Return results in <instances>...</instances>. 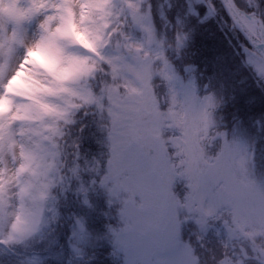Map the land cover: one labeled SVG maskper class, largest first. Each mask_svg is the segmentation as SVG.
Wrapping results in <instances>:
<instances>
[{"label": "snow or ice", "instance_id": "snow-or-ice-1", "mask_svg": "<svg viewBox=\"0 0 264 264\" xmlns=\"http://www.w3.org/2000/svg\"><path fill=\"white\" fill-rule=\"evenodd\" d=\"M221 3L251 42L247 63L264 79V0H244L245 8L237 0ZM47 8L33 0L32 10L8 17L11 36L0 30V264H9L7 254L40 231L50 190L71 177L81 191L87 177L107 190L109 203H120L121 226L112 233L126 264H264V184L248 180L255 153L227 133L217 136L218 151L207 153L215 94H201L194 78L185 84L177 75L150 23L151 4L146 14L136 5L121 14L110 0H82L77 13L66 0L54 30L40 25V61H32L54 83L29 78L21 88L15 76L4 82L27 26ZM190 8L199 15L197 0ZM97 13L127 17L132 31L96 23ZM186 39L176 27L178 49ZM33 54L29 49L25 61ZM98 63L106 71L94 79ZM192 70L185 65L184 73ZM176 83L186 90L183 104ZM85 142L97 151L85 150ZM185 221L193 225L188 240L181 236ZM217 229L219 251L207 246Z\"/></svg>", "mask_w": 264, "mask_h": 264}, {"label": "trees", "instance_id": "trees-1", "mask_svg": "<svg viewBox=\"0 0 264 264\" xmlns=\"http://www.w3.org/2000/svg\"><path fill=\"white\" fill-rule=\"evenodd\" d=\"M211 3L215 4L214 0L208 4ZM150 4L155 27L159 33L167 35L166 40L170 44L171 57L175 64L182 72L185 65H191V72H195L199 87L205 89V92L213 90L222 97L218 113L225 127L228 128L230 123H237V128L239 125L248 128L252 134L248 137L256 150L258 165L264 171V79L256 82L251 78V74L246 72L243 77L249 80L244 81L240 87L231 85L230 77L235 76L232 62L241 63V55L225 41L229 25L227 22H231L227 14L223 15L227 22L215 21L210 15L204 16L205 7L199 3V15H196L190 8L189 0H151ZM178 20L180 23L177 26ZM176 27L178 33L187 37L183 49H178L173 40ZM223 39L226 45L222 44ZM241 39L243 40L242 37ZM216 74L229 83V97L223 95L224 91L221 92L214 80ZM255 133L262 138L261 146H258L255 140ZM84 149L95 153L97 145L94 142H85ZM85 179L88 185L86 191L79 192L80 182L75 185L72 182L70 190L60 202L57 221L45 233L43 240L36 244L38 251L43 254L46 252L41 264H124L112 240V230L121 226L112 214L114 209L110 208L102 187L99 184L92 186L91 181L87 177ZM109 211L111 214H108ZM81 219L85 222L87 237L82 239V245H78L74 229ZM192 228L193 225H188L186 238L190 237ZM191 240L196 243L195 236H191ZM207 241L217 250L215 237L209 235ZM14 260L16 259L13 257V262Z\"/></svg>", "mask_w": 264, "mask_h": 264}, {"label": "clouds", "instance_id": "clouds-1", "mask_svg": "<svg viewBox=\"0 0 264 264\" xmlns=\"http://www.w3.org/2000/svg\"><path fill=\"white\" fill-rule=\"evenodd\" d=\"M44 3L48 5L47 11L40 14L33 19V22L27 26V31L24 37L23 45L18 48L12 62L9 71L4 75L3 81L6 82L7 78L15 76L14 85L16 87L27 88L28 79L32 78L37 81L38 84L47 85L49 83H54L53 76L48 71H42L39 68L33 69L32 61H36L39 64L40 57L36 52V43L41 35L40 25L46 22L50 24L52 30L56 28L59 24V13L56 11L58 8H62L66 0H43ZM82 0H72L73 9L79 13L80 4ZM148 0H110V6H116L120 9L121 14L128 11L129 5L138 6L145 14L147 11ZM33 8V0H4L3 4H0V30H2L6 35L11 36L12 25L8 22V17H15L20 10L30 11ZM52 17L50 21H46L47 17ZM95 22L108 27L110 24H114L117 31L127 30L132 31L131 21L123 15L118 18H113L112 20L105 19L104 16L97 13L94 17ZM161 40H165L167 35L164 33H158ZM31 49L34 53L29 55L27 61H25V54ZM72 51H79L83 54V49H71ZM23 62V64H22ZM91 62V61H90ZM20 69V71H17ZM33 71L39 72V75L32 76ZM106 71V66L102 64H97L96 71L94 73V79L99 78ZM3 93L2 85H0V95ZM14 100L23 104L25 107H31L32 101L25 99L23 97H13ZM5 167L10 168L11 165L7 164ZM214 223H217L219 227L223 228V222L219 218H216Z\"/></svg>", "mask_w": 264, "mask_h": 264}, {"label": "rangeland", "instance_id": "rangeland-1", "mask_svg": "<svg viewBox=\"0 0 264 264\" xmlns=\"http://www.w3.org/2000/svg\"><path fill=\"white\" fill-rule=\"evenodd\" d=\"M209 1H212V0H207V3H203L202 0H197V4L200 3V5L205 7L204 10H203L204 16L208 17L210 15L212 17V19L215 20V21L225 20L223 15H224V13H227V11H226L224 5L221 3V0H214V2H215V10H212L210 8V5L212 3L208 4ZM189 2L191 4L192 0H189ZM237 3L240 5L241 8H245L246 7V5L244 3V0H237ZM229 19H230V17H229ZM149 20H150V23L152 24L151 16L149 17ZM225 22H227V21L225 20ZM227 23H229V25L227 26V35L225 36V39H226L225 41H226V43L228 44L229 47L235 48L238 51L237 54L241 55V63L238 64V61L237 62L236 61H234V62L231 61L232 62V67L234 68V69L232 68V70H234L233 74L235 73V76H231L230 77L231 85L234 86V87H235V85H237V87H240L241 84H243L244 81L249 80V78L247 79V78L243 77V75H245L246 72L250 73L251 74L250 75L251 78L253 80H255L256 82L260 81L262 78L258 75L257 71L254 69V67L250 66L247 63V51L246 50L250 49L252 47V45L245 39L243 34L234 25H232V22L228 21ZM228 31H230V32H228ZM239 34L243 38V40L241 39ZM244 41L246 43H248V44H246ZM226 43L224 44V39H223L222 44L226 45ZM239 65H241V66H239ZM242 71H243V73H242ZM191 78H194V77L191 76ZM214 80L219 85L218 87L221 89V92L224 91L226 93L225 94L223 92V95L225 97H229V93H228L229 83H226L225 79H223L222 77H220L217 74H216V79H214ZM183 82L186 84L187 80H184ZM175 90H176L177 96L179 98L180 104H183L184 101H185V92H186V90L181 86L180 83H176L175 84ZM229 100H230V98H229ZM236 124L237 123H235V125ZM223 132L227 133L230 138H234V139H237V140L241 141L246 147H248V145H249L248 144L249 140H247L246 138L249 139L252 136V134L249 132L247 127L239 125V127L237 129H234L231 123L228 125V128L226 126L223 129ZM248 136H250V137H248ZM254 137H255V140H256V142H257V144L259 146L260 142L262 140L261 136H259L258 133H255ZM263 144H264V142H263ZM217 151H218V149H217ZM248 180L253 181V182H255L258 185L259 184H264V176L260 175L259 173L257 174L255 172V169L254 170H249ZM241 181H242V185L247 183V181L243 180V175L241 176ZM59 186H62V184H60ZM54 187H56V186H54ZM79 187H80V185H79ZM52 189L50 190V194H49L48 200L45 202L46 211H45L43 223L41 225V229L35 235L39 234L42 231V228H44V226L48 225L51 222V220L53 219V217H55V215L57 213V206H56L57 205L56 204L57 198H56V195L52 193ZM106 195H108V197L112 198L108 193H106ZM110 206H112V205L110 204ZM120 207H121V205H119V209H118V211H116V215L118 216L119 219H120V216H119ZM220 231H222V229H217V231L213 233V235L217 238V240H216L217 242H214V244L216 243L217 251H219V237H218V233ZM40 234H39V236H40ZM181 236H182V233H181ZM85 237H87L85 228H84L82 223H79L78 224V228L76 226V229H75V239H76L77 244L78 245H82L83 244L82 239H85ZM112 240L115 242L114 238ZM115 246H116V248H118L116 244H115ZM207 246L209 248H212L214 245H210V243L207 241ZM212 249H215V248L213 247ZM118 250L120 252L124 253L119 248H118ZM41 260H42L41 254L34 253L32 255L27 256V258H25L24 261H21L22 263H18V264H38V263L41 262Z\"/></svg>", "mask_w": 264, "mask_h": 264}, {"label": "water", "instance_id": "water-1", "mask_svg": "<svg viewBox=\"0 0 264 264\" xmlns=\"http://www.w3.org/2000/svg\"><path fill=\"white\" fill-rule=\"evenodd\" d=\"M227 11V10H226ZM227 13H228V11H227ZM228 16L230 17V19L233 21V18L229 15V13H228ZM234 25V24H233ZM242 34H243V36L245 37V39L251 44V42L247 39V37H246V34L239 28V27H236Z\"/></svg>", "mask_w": 264, "mask_h": 264}, {"label": "bare ground", "instance_id": "bare-ground-1", "mask_svg": "<svg viewBox=\"0 0 264 264\" xmlns=\"http://www.w3.org/2000/svg\"><path fill=\"white\" fill-rule=\"evenodd\" d=\"M241 20H243V17H241Z\"/></svg>", "mask_w": 264, "mask_h": 264}]
</instances>
